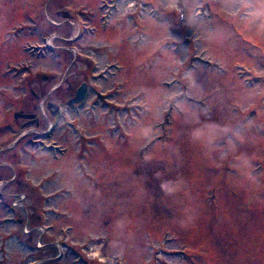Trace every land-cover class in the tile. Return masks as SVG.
Listing matches in <instances>:
<instances>
[{"label":"rangeland","instance_id":"1","mask_svg":"<svg viewBox=\"0 0 264 264\" xmlns=\"http://www.w3.org/2000/svg\"><path fill=\"white\" fill-rule=\"evenodd\" d=\"M16 1L0 264H264V0Z\"/></svg>","mask_w":264,"mask_h":264},{"label":"water","instance_id":"2","mask_svg":"<svg viewBox=\"0 0 264 264\" xmlns=\"http://www.w3.org/2000/svg\"><path fill=\"white\" fill-rule=\"evenodd\" d=\"M86 98V89L84 88V86H81L77 92H76V96L74 99H72V102H77V101H84ZM53 107L54 109L52 110V114L54 116H58L60 114V107L57 104H51L49 106V108ZM15 117H28V118H33V120H31L29 123H33L35 120V114H25V113H15Z\"/></svg>","mask_w":264,"mask_h":264},{"label":"flooded vegetation","instance_id":"3","mask_svg":"<svg viewBox=\"0 0 264 264\" xmlns=\"http://www.w3.org/2000/svg\"><path fill=\"white\" fill-rule=\"evenodd\" d=\"M13 1L14 0H8V2L11 4V3H13ZM16 1V0H15ZM16 2H18V0L16 1ZM19 23V25L18 26H16V25H13L12 27H11V31L12 32H18V31H21V32H24L27 28H26V26H24V23H21V21H19L18 22ZM6 30H8V28L6 29ZM5 29L3 30V31H6ZM2 30H1V22H0V32H1ZM25 47H27V46H25ZM24 47V48H25ZM7 67H5L4 69L2 68V70L0 71V74H1V77L2 76H4V75H7V72H8V69H9V66L11 65L10 63H7ZM23 67H24V65H23ZM44 78H46L47 79V77H45L44 76ZM85 88H86V91L88 90V83L86 82V85H85ZM69 100H70V98H69ZM73 105H76V104H73ZM62 110H63V108H62ZM23 113V112H22ZM37 116V115H36ZM21 120H23V122L24 123H26V122H28V121H31V119H28V118H20ZM23 123V124H24Z\"/></svg>","mask_w":264,"mask_h":264}]
</instances>
